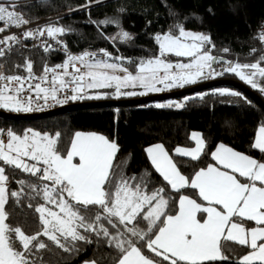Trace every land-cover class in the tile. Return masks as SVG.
I'll list each match as a JSON object with an SVG mask.
<instances>
[{"label":"snow or ice","instance_id":"snow-or-ice-1","mask_svg":"<svg viewBox=\"0 0 264 264\" xmlns=\"http://www.w3.org/2000/svg\"><path fill=\"white\" fill-rule=\"evenodd\" d=\"M91 2L80 8L87 10ZM161 4L170 17L177 16L167 0ZM30 6H39V0L31 5L0 3V34L31 23L25 17ZM91 23L120 22L106 18ZM69 31L49 23L0 36V109L31 113L70 101L142 97L226 73L264 93V53L253 63L225 61L212 54L215 45L209 35L187 30L179 21L154 35L156 55L138 60L113 57L106 49L100 53L107 59L87 51L74 55L60 39ZM104 38L121 43L133 39L123 29ZM257 38L264 44V32ZM29 40H40L33 48L63 51L66 58L55 65L42 58L39 74L28 56L9 68L8 58L23 56ZM169 56L187 62H172ZM107 89L112 91H99ZM213 94L243 98L226 88ZM188 99L155 107L182 109ZM190 140L194 147L178 146L171 155L163 144L148 146L151 170L129 173L118 143L104 135L76 131L65 149L60 131L0 129V264H68L87 246L97 251L83 264H264V124L250 145L261 159L221 143L210 153L215 163L196 167L206 141L197 132ZM182 165L193 167L190 176L183 174ZM153 171L162 178L159 185L153 184ZM185 189L195 190L196 198L184 195ZM19 214L22 221L16 219Z\"/></svg>","mask_w":264,"mask_h":264},{"label":"trees","instance_id":"trees-1","mask_svg":"<svg viewBox=\"0 0 264 264\" xmlns=\"http://www.w3.org/2000/svg\"><path fill=\"white\" fill-rule=\"evenodd\" d=\"M0 1L5 4L12 2ZM87 2L88 0H39V6H30L25 10V17L31 23L38 22L41 26L58 23L70 29L71 31L60 38L71 52L106 49L113 57L119 55L132 60L154 56L158 50L154 35L166 32L170 25L179 21L184 23L187 30L209 35L215 45L211 50L212 54L223 57L225 61L253 63L264 53V44L257 38L258 28L264 20V0H167L177 12L176 17L167 14L161 0H92L87 10L81 9L80 6ZM16 3L31 5L36 0H16ZM16 11L20 12L22 9L17 7ZM106 18L118 19L120 23H91L104 21ZM121 29L130 33L133 39L121 43L119 40L112 42L104 38L115 36ZM224 49L230 51L224 52ZM252 49L257 51L252 52ZM22 51L23 56L13 54L8 58L9 68L14 63L22 64L24 56H28L35 62L34 71L40 73L42 58H46L49 65L59 64L66 58L64 53H44L41 48H27ZM171 58L187 61V58ZM125 63L130 70H134L131 65H127V61ZM214 67L218 71L222 70L220 64ZM18 71L24 73L23 70ZM215 78L239 79L231 73ZM215 90L217 87L171 101L183 102L185 98H191L182 109H158L155 107L157 101H154L134 106L79 109L41 119L16 120L0 117V129H12L16 133H22L27 128L50 133L60 131L61 147L65 149L70 146V138L76 131L103 134L118 143L121 149L118 155L129 161L126 169L129 173H139L144 168L151 170L145 152L147 146L163 144L171 155L178 146L195 145L190 140V134L194 131L200 132L206 141L205 154L200 161L195 162L196 167H206L213 162L210 153L218 143L228 144L261 159L262 154L250 145L256 129L264 124V110L241 91L243 98L221 97L213 94ZM253 90L264 100V93L258 89ZM201 95L204 97L202 100L196 98ZM181 170L183 174L190 176L194 169L192 166L182 165ZM152 178L154 185L162 182V178L154 171ZM183 194L196 198L195 190L185 189ZM172 195L178 199L179 194ZM19 211L15 209L14 213ZM16 219L22 221L24 217L19 214ZM29 220L31 221V217ZM35 230L33 225L31 231ZM96 251L93 246H87L79 255L72 257L68 264H83L84 261L95 258Z\"/></svg>","mask_w":264,"mask_h":264},{"label":"water","instance_id":"water-1","mask_svg":"<svg viewBox=\"0 0 264 264\" xmlns=\"http://www.w3.org/2000/svg\"><path fill=\"white\" fill-rule=\"evenodd\" d=\"M218 57V56H217ZM218 86H232L237 90L243 92L256 102L264 110L263 98L252 88L247 86L244 82L235 78H214L204 82H199L195 85H189L183 89H174L162 93H150L146 96L128 97L121 99H100V100H83L78 102L68 103L63 106H57L44 111H37L31 113H12L0 109V117L8 119L24 120V119H41L49 116L58 115L68 111H74L87 108H101V107H120V106H134L148 102L162 101L169 98H178L184 95L193 94L203 90L211 89Z\"/></svg>","mask_w":264,"mask_h":264},{"label":"built area","instance_id":"built-area-1","mask_svg":"<svg viewBox=\"0 0 264 264\" xmlns=\"http://www.w3.org/2000/svg\"><path fill=\"white\" fill-rule=\"evenodd\" d=\"M0 3H3V2L0 1ZM38 25L41 26V24L37 22V23H29L28 25H25L23 28H20V29L11 28L9 31H6V32L0 34V36H7V35H9L11 33H16L17 35H19L21 32L25 31L26 29H35ZM2 26H3V24L0 23V27H2ZM261 32H264V20L261 21V24H260V26L258 28V35ZM41 39H47V38L45 37V38H41ZM49 42L53 44V47L54 48L59 49L60 46L56 45L54 41H52V40L49 39ZM39 43H40V40H35V41L34 40H29V41L26 42L27 48H33V44H39ZM37 48H39V47H37ZM68 51H70V50L68 49ZM55 52L64 53L63 51H59V50H56ZM87 52L97 53L98 54L97 55V58H104L105 59V57L102 56V54L100 53V51H87ZM71 53L74 54V55H80V54H83L84 52H71ZM19 74L25 75L26 73H19ZM37 74H39V73H37ZM75 102H78V101H75ZM69 103H72V101H70ZM54 107H57V106H54ZM54 107H46L44 110L51 109V108H54ZM4 138L6 139V136Z\"/></svg>","mask_w":264,"mask_h":264},{"label":"rangeland","instance_id":"rangeland-1","mask_svg":"<svg viewBox=\"0 0 264 264\" xmlns=\"http://www.w3.org/2000/svg\"><path fill=\"white\" fill-rule=\"evenodd\" d=\"M197 33V32H196ZM168 60L171 59V56L167 57ZM183 60H178V62H182ZM220 88H226V89H229V90H234V91H238L240 92L239 90H237L236 88L232 87V86H218L217 89H220ZM201 92V91H200ZM190 95V94H188ZM188 95H184L182 97H188ZM174 99H177V98H169V99H165V100H162V102H165V103H168V102H171V101H176ZM157 103H161V101H157ZM194 132H197V133H200L198 131H194ZM6 140V139H5Z\"/></svg>","mask_w":264,"mask_h":264},{"label":"crops","instance_id":"crops-1","mask_svg":"<svg viewBox=\"0 0 264 264\" xmlns=\"http://www.w3.org/2000/svg\"><path fill=\"white\" fill-rule=\"evenodd\" d=\"M173 59H175V58H171L170 59V61H172V62H178L177 60L178 59H176V60H173ZM185 62H187V61H185ZM121 75H123V73H120ZM136 91H142V89H136ZM258 129V128H257ZM257 129H256V131H257ZM81 132H83V131H81ZM84 133H96V134H100V133H97V132H84ZM193 133V132H192ZM101 135H103V134H101ZM105 136V135H104ZM155 144H157V143H155ZM155 144H152V145H155ZM219 144H221V143H218L216 146H215V148L213 149V151L216 149V147L219 145ZM224 145H226V146H228V147H231V148H233L232 146H230V145H228V144H225V143H223ZM149 146H151V145H149ZM195 146V145H194ZM194 146H192V147H194ZM148 147V146H147ZM146 147V148H147ZM192 147H185V148H192ZM234 150H236V151H239V150H237V149H235V148H233ZM239 152H241V151H239ZM241 153H244V152H241ZM246 154V153H245ZM249 155V154H248ZM212 163H215L214 161L212 162ZM189 196V195H188ZM191 197V196H190ZM191 198H193V197H191Z\"/></svg>","mask_w":264,"mask_h":264}]
</instances>
